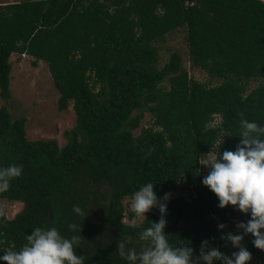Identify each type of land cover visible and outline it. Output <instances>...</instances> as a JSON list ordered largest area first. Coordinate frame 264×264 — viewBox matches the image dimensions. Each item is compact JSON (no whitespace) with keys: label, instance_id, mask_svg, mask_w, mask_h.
<instances>
[{"label":"trees","instance_id":"trees-1","mask_svg":"<svg viewBox=\"0 0 264 264\" xmlns=\"http://www.w3.org/2000/svg\"><path fill=\"white\" fill-rule=\"evenodd\" d=\"M184 28L188 63L218 78L214 85L191 79L177 54L157 65L156 41ZM45 62L56 90V108L69 102L74 126L66 143L29 140L25 118H11L0 105V168L22 167L0 199L22 207L0 216V255L19 250L36 227H55L66 238L80 235L84 264H128L121 241L140 252L139 233L160 219L158 207L137 222L121 221L122 200L146 183L158 198L183 180L187 196L163 201L166 238L173 247L201 241L226 255L238 251L222 237L238 234L244 214L219 201L201 181L198 158L212 146L235 150L239 113L264 125V0H20L0 4V99L10 97L9 56ZM251 78L261 83L246 89ZM151 124L137 128L143 113ZM214 115L219 122L210 125ZM264 138V137H262ZM81 208L85 217L74 212ZM81 226V232L68 225ZM224 224L223 229L218 225ZM243 230H239L242 232ZM264 231V230H262ZM251 234L241 241L247 264H264ZM0 264L6 262L0 260ZM213 264H221L214 261Z\"/></svg>","mask_w":264,"mask_h":264},{"label":"clouds","instance_id":"clouds-1","mask_svg":"<svg viewBox=\"0 0 264 264\" xmlns=\"http://www.w3.org/2000/svg\"><path fill=\"white\" fill-rule=\"evenodd\" d=\"M238 115V136L241 139L235 150L218 153V145L214 152L211 150L197 160L208 170L201 183L216 195L218 207L231 205L250 215L246 222L236 224L238 234L229 232L222 237L238 251L226 255L218 248L209 246L207 240L201 241L198 256H194L191 246H171L164 232L167 205L163 201L168 199V194L158 198L153 190L154 183L149 182L132 194L130 210L136 217L146 218L147 212L158 207L160 219L140 231V240L145 242L140 252L135 248L126 249L124 241L118 244V254L128 264H213L214 261H220L221 264H247L252 254L242 246L241 241L248 234L254 237L253 245L264 251V125L245 119L243 112ZM22 172V167L14 163L0 168V190H6L10 181L20 177ZM73 211L86 216L78 206H73ZM129 226L140 228L135 219L130 221ZM224 227V224L218 225L219 229ZM68 228L81 232V226L75 224L68 225ZM241 229L243 231L239 232ZM80 243V235L66 238L55 227H36L26 236V243L19 250L5 251L0 255V260L6 264H84L85 258L76 252Z\"/></svg>","mask_w":264,"mask_h":264},{"label":"rangeland","instance_id":"rangeland-1","mask_svg":"<svg viewBox=\"0 0 264 264\" xmlns=\"http://www.w3.org/2000/svg\"><path fill=\"white\" fill-rule=\"evenodd\" d=\"M16 1L20 0H0V3ZM154 47L158 56V67H161L168 60L170 54L175 53L180 59V68L184 69L191 79L208 85L220 82V79L209 78L204 71L189 65L184 28H176L167 32L162 40L154 43ZM9 61L11 65L9 71L10 97L6 101L0 99V105L6 107L12 119L25 118L24 128L27 139H52L58 146L65 144L67 139L63 132L74 126L75 116L71 109V102L64 110H57V93L45 62L38 60L33 65V58L24 54H11ZM260 83V79L251 78L247 81L246 89L254 88ZM218 122V115H214L210 125H216ZM150 124L149 114L143 113L137 128L132 130L133 135H136L141 127ZM215 149L216 146H212L207 152L211 150L214 152ZM199 166L205 170L202 165L199 164ZM187 193L183 180H179L169 187L167 194L169 198H174L177 196L186 197ZM122 204L124 206L123 217L121 218L123 223L129 224L133 219L137 222L141 221L143 217H136L130 210L131 197H125ZM21 207L22 205L18 201L0 199V216L9 219L19 212ZM229 207L236 212V208L231 205ZM233 220L236 223L241 222L236 217Z\"/></svg>","mask_w":264,"mask_h":264},{"label":"crops","instance_id":"crops-1","mask_svg":"<svg viewBox=\"0 0 264 264\" xmlns=\"http://www.w3.org/2000/svg\"><path fill=\"white\" fill-rule=\"evenodd\" d=\"M2 3H7V2H2ZM1 4V3H0ZM12 54H16V53H12ZM10 57V56H9Z\"/></svg>","mask_w":264,"mask_h":264}]
</instances>
